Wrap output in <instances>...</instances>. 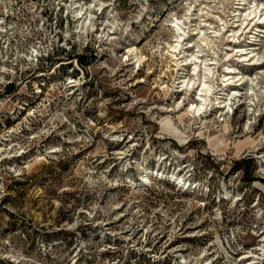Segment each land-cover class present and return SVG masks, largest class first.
Segmentation results:
<instances>
[{
  "label": "rangeland",
  "instance_id": "1",
  "mask_svg": "<svg viewBox=\"0 0 264 264\" xmlns=\"http://www.w3.org/2000/svg\"><path fill=\"white\" fill-rule=\"evenodd\" d=\"M79 1L104 2L94 29L73 0H0V264H264V57L232 49L257 32L264 53L258 17L230 46L238 0H197L187 18L191 0ZM175 17L184 45L200 20L221 30L202 114L200 81L186 88L169 53ZM229 63L254 83L228 112Z\"/></svg>",
  "mask_w": 264,
  "mask_h": 264
},
{
  "label": "bare ground",
  "instance_id": "2",
  "mask_svg": "<svg viewBox=\"0 0 264 264\" xmlns=\"http://www.w3.org/2000/svg\"><path fill=\"white\" fill-rule=\"evenodd\" d=\"M222 2H224L223 0H220ZM197 0H191L190 4L187 5L188 6V12L186 13V18L189 17L188 13L191 11V9H193V7L197 6L196 4ZM205 1H202L200 4H203ZM233 2H235L233 0ZM252 1L250 0H238V4L239 6H237V8L234 10V18L236 16H238V20H241V24H237V27L239 25H241V27H234L232 30V33L228 36V45L231 46V42L233 40H235V37L237 35L238 32H241L242 30V26L245 25L247 23V25L245 27H247L249 24H251L252 22L254 23V18L258 17L257 21L254 23L255 26H257V30L259 31H263L264 32V28H259L260 23H262L264 21V12H261L262 10H260L261 8L259 7V5L255 2V3H251ZM246 4H250L249 7H246ZM71 5L73 6V11L75 14V17L77 18V20L81 21L79 24V29L84 30L85 28L88 30L89 28L94 29V24L92 23V8L96 7L97 5H100V8H103L104 6V2H100L97 3L96 1H92L89 5L88 4H84L81 3L79 0H73V2L71 3ZM242 5V6H241ZM260 8V9H259ZM199 10H203V7L200 6ZM209 13V12H208ZM245 14V16L243 17V15ZM200 17V16H199ZM184 18V19H186ZM221 19H224L223 17H221ZM193 21V20H191ZM226 21V20H225ZM236 21V20H235ZM185 23H187L185 20H183L180 17H175L174 19H172L171 23H168V25H170V28H172V30L175 31V43L170 44V49H169V53L170 55L173 57V59H175L176 64L178 65L177 68L180 70L182 69V75L179 76L180 78L183 77L182 80H180V82L183 83V85L187 88L189 87V85H191L192 83H197L198 81H200L201 87L198 91L199 93V97H200V101H198L197 103L192 102L191 105V113L193 115H195V113H200L202 114V111H204L205 109H208V107L212 104V95L214 93H219V91H217L215 89V79H214V75H215V67L218 64V58L215 57L214 55L212 57H209L207 53H205V51L209 48V50L211 48H214L213 45L216 41L215 37L217 38L220 33V29H217V27L215 26V29L213 28V30H210L211 26L207 25L206 23L203 24L202 21L200 20L199 25H197L196 23V27H194V32L192 33V35H190L187 45H184V41L186 38L185 35L188 34L186 29V25ZM191 23V22H190ZM195 24V22L193 23ZM225 26V25H224ZM254 28V27H253ZM85 29V30H86ZM105 29V28H104ZM80 30V31H81ZM84 30V31H85ZM230 29H227V31H229ZM241 30V31H240ZM245 31V29L242 31V33ZM203 32V34H201ZM213 32H215V34H213ZM198 35V37L196 36ZM233 37V39H229L230 37ZM259 33H255L254 36L252 37L253 39L250 41L249 44H245L246 46L243 45H239V46H233V48L236 49L237 52H240L239 57L243 60H248L249 61V65L250 64H262L263 63V57H264V53H259V51H256V49L258 48L256 46V44L260 43L259 42ZM227 37V36H226ZM224 38H225V34H224ZM184 39V40H183ZM218 39V38H217ZM224 42V41H223ZM195 47V49H194ZM208 47V48H207ZM230 48V47H228ZM132 48L130 47L129 50H131ZM136 49V48H134ZM191 50V51H190ZM214 51V50H213ZM182 54V56H179V54ZM238 55V54H236ZM137 56V61H139L140 63L145 61V59L142 58L141 55H139V53H136ZM130 63V62H129ZM193 64V70L194 72H192V74L186 73L185 69L187 68V66H189L190 64ZM203 63V72L201 75V72L198 71L197 69L199 67H202L201 64ZM213 65H215L213 67ZM176 66V65H175ZM260 67V66H259ZM8 68L3 65L0 68V74L1 72H5ZM227 71L226 73L223 75L225 78H223V82H226L225 85L229 88L226 87H222L220 89L224 90L222 93L225 94V96H221L219 94V96H217V98L219 99V108L222 109V111L226 108H228V112L233 108L232 106V101L234 98L241 96L242 91L240 90L241 87L245 84H247L248 79H246L244 74L240 75V72L238 70V66L235 63L232 64H228L227 66ZM258 70V69H257ZM198 71V72H197ZM197 72L196 75H193ZM258 72H263V70H259ZM243 73V72H242ZM222 78V77H221ZM217 80V79H216ZM248 83H254V79L251 78L249 79ZM233 84L234 87H232L231 85ZM253 85V84H252ZM251 86L252 90L253 86ZM213 88L215 89L213 91ZM217 88V87H216ZM218 89V88H217ZM219 89V90H220ZM189 92V88L186 89ZM186 91V92H187ZM222 98V99H221ZM227 112V113H228ZM180 138V137H179ZM161 170V169H160ZM159 169L155 170V168H147L144 176V179L147 180V172H154L156 174H161V176H164V172H161ZM161 172V173H160ZM166 177V175H165ZM169 177L171 179H175V180H179V177L175 174H171L169 175ZM143 180V179H141ZM144 181V180H143ZM182 182V180H181ZM135 184V183H134ZM253 259H250L249 261H247V264H257L259 262V257H252Z\"/></svg>",
  "mask_w": 264,
  "mask_h": 264
},
{
  "label": "trees",
  "instance_id": "3",
  "mask_svg": "<svg viewBox=\"0 0 264 264\" xmlns=\"http://www.w3.org/2000/svg\"><path fill=\"white\" fill-rule=\"evenodd\" d=\"M79 59H80V63L81 64H84L85 62H86V59H85V57L84 56H79Z\"/></svg>",
  "mask_w": 264,
  "mask_h": 264
},
{
  "label": "built area",
  "instance_id": "4",
  "mask_svg": "<svg viewBox=\"0 0 264 264\" xmlns=\"http://www.w3.org/2000/svg\"><path fill=\"white\" fill-rule=\"evenodd\" d=\"M6 16L9 17V13H7ZM8 26H9V24H8ZM6 29H7V28H6V26H5V31H6Z\"/></svg>",
  "mask_w": 264,
  "mask_h": 264
}]
</instances>
